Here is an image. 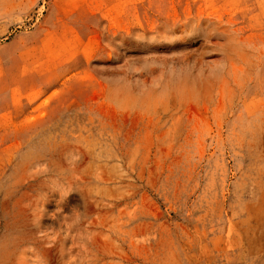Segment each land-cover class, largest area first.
Masks as SVG:
<instances>
[{"label":"rangeland","instance_id":"374dc122","mask_svg":"<svg viewBox=\"0 0 264 264\" xmlns=\"http://www.w3.org/2000/svg\"><path fill=\"white\" fill-rule=\"evenodd\" d=\"M0 264H264V0H0Z\"/></svg>","mask_w":264,"mask_h":264}]
</instances>
